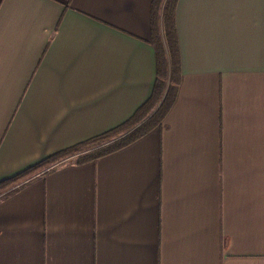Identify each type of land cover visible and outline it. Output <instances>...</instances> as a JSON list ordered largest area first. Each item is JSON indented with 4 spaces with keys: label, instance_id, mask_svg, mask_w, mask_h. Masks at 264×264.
I'll use <instances>...</instances> for the list:
<instances>
[{
    "label": "crops",
    "instance_id": "obj_1",
    "mask_svg": "<svg viewBox=\"0 0 264 264\" xmlns=\"http://www.w3.org/2000/svg\"><path fill=\"white\" fill-rule=\"evenodd\" d=\"M151 2L0 0V181L147 100ZM175 28L162 123L1 193L0 264H264V0H178Z\"/></svg>",
    "mask_w": 264,
    "mask_h": 264
},
{
    "label": "trees",
    "instance_id": "obj_2",
    "mask_svg": "<svg viewBox=\"0 0 264 264\" xmlns=\"http://www.w3.org/2000/svg\"><path fill=\"white\" fill-rule=\"evenodd\" d=\"M177 3L178 0H152L151 2V35L156 54V77L147 100L125 122L116 127L64 148L28 169L1 180L0 194L7 190V193L15 190V188L9 189L25 179L30 177L31 180L34 179L36 177L34 175L40 171L47 169L40 175L48 173L71 156H76L73 160L76 164L95 161L136 141L162 123L175 101L181 81L178 38L175 28ZM145 118L147 119L144 121Z\"/></svg>",
    "mask_w": 264,
    "mask_h": 264
},
{
    "label": "rangeland",
    "instance_id": "obj_3",
    "mask_svg": "<svg viewBox=\"0 0 264 264\" xmlns=\"http://www.w3.org/2000/svg\"><path fill=\"white\" fill-rule=\"evenodd\" d=\"M114 140V139H113ZM104 145V144H103ZM102 146V145H101ZM100 147V146H99ZM98 148V147H97ZM70 158V160L69 161H73L75 158H76V156H71V157H69ZM65 160H67V159H65Z\"/></svg>",
    "mask_w": 264,
    "mask_h": 264
}]
</instances>
